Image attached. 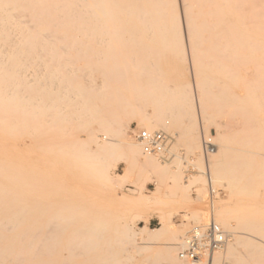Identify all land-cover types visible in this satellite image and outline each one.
Returning <instances> with one entry per match:
<instances>
[{
  "label": "bare ground",
  "instance_id": "6f19581e",
  "mask_svg": "<svg viewBox=\"0 0 264 264\" xmlns=\"http://www.w3.org/2000/svg\"><path fill=\"white\" fill-rule=\"evenodd\" d=\"M263 18L256 0H0V264H124L99 247L113 233L122 250L133 253L131 261L143 252L144 264H208L206 257L181 259L189 232L176 228L175 214L165 208H154L160 228L145 227L139 235L122 224L114 232L107 225L111 218L91 205L137 172L150 181L168 176L169 201H163L157 180L151 196L142 188L137 196L116 193L112 200L128 211L137 210L129 204L148 209L168 203L177 212L190 202L191 185L199 183L201 194L206 192V169L214 188L224 185L231 193L212 207L228 235L214 262L242 264L236 254L241 239L232 231L233 200L251 190L255 168L240 159L235 137L219 118L228 105L245 108L236 87L246 82L244 73L258 54L264 56ZM164 48L171 54L175 88L164 87L171 95L156 96L155 110L141 112L137 101L165 85ZM146 66V74L131 76ZM245 84L249 96L264 88V80ZM129 115L146 131L180 137L200 176L183 183L181 165L164 156L171 141L163 153L148 155L136 139H122ZM213 138L219 151L210 161L204 140ZM115 161L126 165L120 178L111 174ZM245 206L253 221L259 210L250 199ZM192 217L198 226L209 223L197 212ZM250 245L264 253L262 245Z\"/></svg>",
  "mask_w": 264,
  "mask_h": 264
},
{
  "label": "rangeland",
  "instance_id": "374dc122",
  "mask_svg": "<svg viewBox=\"0 0 264 264\" xmlns=\"http://www.w3.org/2000/svg\"><path fill=\"white\" fill-rule=\"evenodd\" d=\"M256 3L260 11L264 12V0H256ZM261 21L264 24V18L260 19V22ZM71 53L74 54V52ZM161 54V79H163L165 85L162 87V92L159 94H147V96H143L139 101H137L138 104L143 105V108L140 110L141 112L152 113L155 110L152 100H154V98L158 95H165L166 92L164 91L166 86H169L172 89L175 88L176 83L173 80L171 54L165 48ZM258 56L261 59L259 58L258 62L250 66V69L244 73V76H246V82L256 86H259L260 81L264 80V60H262L264 57L263 53H259ZM78 64L80 65L84 63L80 61ZM189 68L191 71L189 73V80L194 83L192 68L191 66H189ZM31 72L32 70H29L28 75H30ZM136 73L141 75L146 74L147 66L146 68L144 67L139 69L138 72L132 70L130 74L131 76H134ZM142 78L144 80L146 79L145 77ZM246 82L240 81L238 87H236V91L238 93L240 92V95L245 96V108L234 109L228 105L222 110V115L219 118V122L223 123L225 132L235 137L233 147L237 150L240 159L243 161L252 162V168H255V170L252 172L253 177L248 183L251 186V190L248 193H238L234 199L235 201L233 200L235 204L233 203L234 209L232 211L231 220L233 226L232 231L236 233V236L241 239L236 254L238 257L243 258L242 264H264V253L261 252V250H254L252 245H250L251 243H254L264 247V165H262L264 163V88L259 90L256 94L249 96L247 95ZM169 95H171V92L166 94V96ZM97 126L98 125L96 123L91 124V127L95 130L98 129ZM137 130H145V128L138 125L136 116H127L123 126L122 139L136 142L133 131ZM175 132L178 134V136H180L181 131L179 129H175ZM210 132L213 137L215 132H217V128L212 126ZM167 134L170 136L171 142L169 145V152H165L164 156L166 157V160L169 161L168 163H179L181 165L183 183L188 182V184L191 185L193 179L197 176H200V173H198L199 170L192 164L193 162L191 161V157L182 139L178 137L177 141H175V139L171 137L170 133ZM211 135L206 136L211 137ZM201 142L203 144L202 137ZM26 143L30 144L29 140H27ZM213 144L215 145L214 152L206 157L208 158L207 160L210 161L212 156L215 155V153L217 154L219 151V145L215 138H213ZM29 149L32 148L30 147ZM29 149L28 152L32 151ZM39 153V151L36 152L37 155H39ZM37 155L36 157L38 158ZM40 157L39 158L42 161L43 157ZM232 158L233 157L229 158V160ZM45 160L47 159L45 158L44 161ZM125 169L126 165L123 161H115L111 167V174L113 177L120 178L125 174ZM206 174V177H204L205 181L207 180L206 192L201 194V185L199 183L191 185L190 202L183 203L177 207V212L175 211L176 207L168 203L163 204L162 206H153L152 208L148 209H139L138 207H135L134 204H129L126 206L130 209H137L134 211L124 210L119 206L118 203L116 204L115 200H112V195L114 197V194L116 193L117 195L124 194L127 196H137L140 193V190L143 188V193L145 196H151L157 190V185L155 182L156 180L158 181L159 189L163 194V201H169L167 198L169 195L167 186L170 184L168 176L159 177V175H155L153 176L154 179L153 181L151 180V182L149 179H147V174H143L141 177H139L137 172H134L131 180L117 182L114 186V194L107 195V197L106 195H100L101 197L99 196V201L92 203L91 205L93 208L97 209V213L101 215V217L111 218L107 225L111 229L113 228L112 230L114 232L115 230L122 229L123 226H127L130 230L132 229L131 231L135 232L136 234H141V229L145 227L149 229L160 228L158 213L154 211V208L155 210L157 208H165V211L168 215L171 213L175 214V217L173 216L172 219L174 220L173 223H175L174 226L188 233L192 228L200 224L193 219V212H197L199 215L205 216L210 221L211 217H214L216 213H213L212 211L213 204H215L217 207L219 201H228V199L230 200L231 193L225 188L224 185H219L215 188L218 194L213 200L211 199V184H208V178L210 174L209 170L207 169ZM249 199L251 200L252 207L259 210V214L254 216V219L252 218L253 221L249 220L248 217L244 215V211L246 210L245 204ZM255 219L260 222L259 225L254 222ZM227 232L231 233V231L228 229ZM140 237L138 236V238ZM232 238L233 235L230 234V239ZM118 243L120 244L118 245ZM99 247L102 251L111 249L113 253L110 255V257L114 259L115 256L118 258V260H123L124 264H144L143 258L146 256V254L141 252L137 255V260H129L133 253L122 250L124 249V246H122L120 240H117V236L114 233L110 240L101 241Z\"/></svg>",
  "mask_w": 264,
  "mask_h": 264
},
{
  "label": "built area",
  "instance_id": "2783aa9c",
  "mask_svg": "<svg viewBox=\"0 0 264 264\" xmlns=\"http://www.w3.org/2000/svg\"><path fill=\"white\" fill-rule=\"evenodd\" d=\"M135 139L143 146L144 152L148 155H158L163 153L170 142V138L163 132H149L146 130L133 131ZM206 155L214 152L215 145L210 139L204 140ZM211 199L218 194L212 184L211 176ZM228 242V235L211 217L209 223L204 226H195L189 231L186 239L185 248L180 252L183 260L192 262L204 257L208 259V264H228L226 262H214V253L223 249Z\"/></svg>",
  "mask_w": 264,
  "mask_h": 264
}]
</instances>
